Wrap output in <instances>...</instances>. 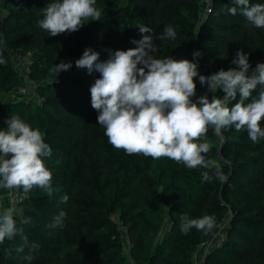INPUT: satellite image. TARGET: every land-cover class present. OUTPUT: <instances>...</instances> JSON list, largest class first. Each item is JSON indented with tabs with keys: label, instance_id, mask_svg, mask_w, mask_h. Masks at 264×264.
Wrapping results in <instances>:
<instances>
[{
	"label": "trees",
	"instance_id": "trees-1",
	"mask_svg": "<svg viewBox=\"0 0 264 264\" xmlns=\"http://www.w3.org/2000/svg\"><path fill=\"white\" fill-rule=\"evenodd\" d=\"M51 2L62 0L1 3L0 54L6 64L0 65V95L7 98L0 102V128H7L9 115H19L44 134L52 152L43 159L58 191L50 198L40 189H20L25 199L14 218H30L23 226L27 243L6 239L0 264H197L202 246L213 241L200 264H264V140L253 143L246 130L233 127L224 131L227 142L222 143L209 129L206 158L229 176L223 185L214 176L202 181L199 167L128 155L108 143L91 106L90 87L100 74L75 65L87 48L102 62L116 50L136 47L131 41L141 39L137 26L143 24L152 29L158 59L191 61L200 51L199 71L208 76L234 67L231 61L242 49L249 54L251 75L257 63H264V29L239 12L230 15V0H96L100 20L89 18L79 31L52 37L38 23ZM166 26L174 28L176 39L158 38ZM15 52L32 54L33 98L19 96L26 80L16 70ZM61 61L72 67L53 83L50 69ZM194 79L197 97L204 95L207 86ZM207 95L222 98L224 93ZM64 195L67 201L61 200ZM60 212L66 214L63 228H50ZM184 213L193 219L214 216L217 226L208 234L195 228L182 234ZM33 243L38 245L34 258L25 260ZM22 244L24 253H17Z\"/></svg>",
	"mask_w": 264,
	"mask_h": 264
},
{
	"label": "clouds",
	"instance_id": "clouds-1",
	"mask_svg": "<svg viewBox=\"0 0 264 264\" xmlns=\"http://www.w3.org/2000/svg\"><path fill=\"white\" fill-rule=\"evenodd\" d=\"M227 8L230 15L241 14L257 29H264V3H250V0H230ZM96 0H62L51 2L43 9L40 27L50 36L71 34L80 30L89 18L98 21L101 11L95 7ZM141 39H133L136 47L116 50L105 61H99V53L91 48L84 50L75 61L77 68L100 74L90 87L91 106L97 110L98 125L104 128L108 143L115 149H123L126 154H142L155 160L168 158L183 163L188 169L201 168V179L211 182L213 176L223 185L229 176L221 170V165L206 158L210 152L207 135L212 133L222 143L227 142L224 131L233 128L239 132L246 130L250 140L258 143L264 140V63H257L251 69L249 54L242 49L236 51L228 70L221 69L205 76L200 74L198 58L200 51L193 52V60H176L172 57L158 59L157 46L151 35L152 29L143 24L137 26ZM172 26L163 29L159 39H176ZM0 41V45H2ZM6 60L0 54V65ZM71 62L61 61L50 69L58 83L60 73L68 71ZM199 79L201 86L215 94L222 90L223 97L207 94L197 97ZM253 93H256L254 96ZM237 94L239 99L237 101ZM237 101L236 103H232ZM7 128L0 130V189L11 192L22 189L29 193L40 189L48 197L58 191L52 186V173L45 166L44 159L51 156L52 148L45 142L44 134L33 129L19 115H9L5 121ZM210 172L213 175H210ZM67 201L68 196L61 197ZM15 206L0 210V244L20 237L27 243L24 225L29 217L14 218ZM65 213L53 217L50 228H63ZM214 216L205 215L190 218L187 213L180 216L179 228L188 234L193 228L205 234L216 227ZM38 245L33 243L23 257L31 261ZM24 253V245L15 248Z\"/></svg>",
	"mask_w": 264,
	"mask_h": 264
},
{
	"label": "built area",
	"instance_id": "built-area-1",
	"mask_svg": "<svg viewBox=\"0 0 264 264\" xmlns=\"http://www.w3.org/2000/svg\"><path fill=\"white\" fill-rule=\"evenodd\" d=\"M15 58V67L18 73H20L26 80V85L21 87L18 91L19 96L21 98H33L36 96V85L30 80V73L32 67V54H21L20 52L14 53ZM208 93V89L204 90V94ZM1 130V128H0ZM25 195L20 190H12L7 193V208L15 206L17 208V214H20V204L24 201ZM15 215V216H16ZM117 219L116 217L114 218ZM119 230L123 232L124 236L126 235V230L122 225H119ZM125 240L128 246V239L125 236ZM214 245V241L202 246V252H200V256L202 253L206 252ZM197 259V256H196Z\"/></svg>",
	"mask_w": 264,
	"mask_h": 264
},
{
	"label": "crops",
	"instance_id": "crops-1",
	"mask_svg": "<svg viewBox=\"0 0 264 264\" xmlns=\"http://www.w3.org/2000/svg\"><path fill=\"white\" fill-rule=\"evenodd\" d=\"M7 193H8L7 190L0 189V210H3L4 208H6V205H7Z\"/></svg>",
	"mask_w": 264,
	"mask_h": 264
},
{
	"label": "rangeland",
	"instance_id": "rangeland-1",
	"mask_svg": "<svg viewBox=\"0 0 264 264\" xmlns=\"http://www.w3.org/2000/svg\"><path fill=\"white\" fill-rule=\"evenodd\" d=\"M2 1H3V0L0 1V15L2 14V9H1V8H2V5H1ZM6 98H7V96H5V95H0V102H1L3 99H6ZM125 241H126V240H125ZM196 260H197V262H198L197 264H200V263L202 262L201 256H197V259H196Z\"/></svg>",
	"mask_w": 264,
	"mask_h": 264
}]
</instances>
